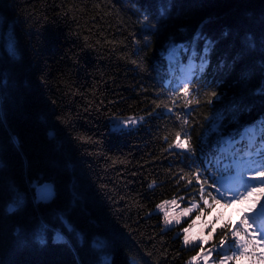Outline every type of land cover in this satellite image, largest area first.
<instances>
[{
	"label": "trees",
	"instance_id": "trees-1",
	"mask_svg": "<svg viewBox=\"0 0 264 264\" xmlns=\"http://www.w3.org/2000/svg\"><path fill=\"white\" fill-rule=\"evenodd\" d=\"M173 57L175 73L198 65L203 89L188 118L169 85ZM262 88L264 0H0V264H189L207 248L218 264L231 256L220 241L233 243L239 213L215 205L193 173L203 147L264 122ZM132 115L143 123L111 131L114 117ZM177 131L194 156L169 147ZM236 145L249 149L247 136ZM45 184L53 197L38 202ZM161 204L176 205L183 223L165 228ZM185 227L200 233L196 243L184 244ZM259 246L224 264H261Z\"/></svg>",
	"mask_w": 264,
	"mask_h": 264
},
{
	"label": "snow or ice",
	"instance_id": "snow-or-ice-1",
	"mask_svg": "<svg viewBox=\"0 0 264 264\" xmlns=\"http://www.w3.org/2000/svg\"><path fill=\"white\" fill-rule=\"evenodd\" d=\"M167 14V8L162 7L159 9L160 17H164ZM149 19L150 16L147 11L141 13V23L144 24L147 29L154 27V25L149 23ZM199 38L200 33L194 37V40H198ZM211 47L212 42L206 41L205 51ZM12 52L13 54H19L18 44L16 42L12 46ZM180 87L185 92V94L188 93L187 83H184ZM179 90L180 89H177L174 92V96L179 94ZM259 92L261 95H264V88L260 89ZM208 95L212 98H217V93L214 91ZM208 102L211 103L212 100L209 99ZM165 107L168 112L173 111L171 107H168L167 105H165ZM177 118L179 119L180 117L178 116ZM140 119L143 120V117ZM137 122L138 121L129 118V120L123 125H115L113 130L115 132H120L123 130V128L127 127L128 124H135ZM188 123L189 121L187 118H183V124L187 125ZM211 131L219 132V125H214ZM181 134V131H177L175 133V141L173 144H170L169 147H176L183 150L184 152H187L190 156H194L196 150L190 143V135L185 133V138L181 140ZM246 136L251 147L239 160H233L235 174L233 175L227 169H222L220 164H216L217 170L222 171V176L220 178H216L215 176L211 177L213 184L209 186L215 189L216 195H212L211 191L206 193L215 205H219L221 201H224V203L229 207H231L233 204H243L245 202H247L249 205V207L244 211V215L238 222V226H232L234 228L231 234L233 243H226L228 239L226 234L221 239V248L235 249V251L232 252L231 256L227 255L226 252L222 254L219 264H224L226 260H231L233 258L239 259L242 257H248L252 247L264 245V196H262L260 199L252 200V197L256 195L257 192L264 193V146H262L264 145V122H261L258 126L254 125L250 127L246 132ZM165 139H167V137H165ZM257 141H259V143H257ZM223 144L225 147H227L232 144V141L224 139ZM193 175H195L196 179L199 181L202 176V171H195ZM217 184H219V187H216ZM205 192V188L201 187V199H203ZM49 195H51L50 190H45L43 192L44 197ZM217 197H219V199ZM166 203L167 202H165V204ZM173 203L175 202L173 201ZM204 203L206 207H213V205L208 204L207 200H204ZM165 204H161L158 207L165 214V223L170 224L172 221L169 219V213L165 208ZM196 207H198V205H193L192 208L186 209L185 212H191L193 208ZM178 222L179 221H177V223ZM189 227H191V225ZM184 231L187 233L188 229H185ZM38 238L43 241L42 235ZM60 240H63L62 236H60ZM188 242L189 238L187 235H185V243ZM101 247H103V245H101ZM261 250L264 251V247H262ZM101 264H112V262L109 257L105 256L102 259ZM261 264H264V256L261 257Z\"/></svg>",
	"mask_w": 264,
	"mask_h": 264
},
{
	"label": "rangeland",
	"instance_id": "rangeland-1",
	"mask_svg": "<svg viewBox=\"0 0 264 264\" xmlns=\"http://www.w3.org/2000/svg\"><path fill=\"white\" fill-rule=\"evenodd\" d=\"M129 118L134 119L138 122L135 124H128L127 127L123 128V129L135 128V127L139 126L140 124H142L144 121V120L140 119L141 118L140 116H133V115L132 116L114 117L113 120L111 121V126H110L111 131H114L113 129H114L115 125H117V124L123 125L125 122H127L129 120ZM48 186H50V184H48ZM38 188L35 190L37 199H38ZM165 208L169 213V219L172 221L170 224L165 223V228L174 227L176 225H180L183 223V221L185 220V217L179 213V208H177L176 205H174V204L166 205ZM155 212L161 213L165 218L164 212L161 211V209L159 207H157ZM177 221H179V222L177 223ZM185 229H188V228L185 227L184 230ZM184 230H181L180 232H184V234L187 235L189 238V242L185 243V235H184V244L185 245H190V244L196 243L197 240L200 239V233L198 234V231L196 232L195 230L191 231L188 229V232L186 233ZM189 264H218V263L214 260V253H212V251L209 250V248H207V249H202L200 254L196 255L195 257H193L189 261Z\"/></svg>",
	"mask_w": 264,
	"mask_h": 264
},
{
	"label": "bare ground",
	"instance_id": "bare-ground-1",
	"mask_svg": "<svg viewBox=\"0 0 264 264\" xmlns=\"http://www.w3.org/2000/svg\"><path fill=\"white\" fill-rule=\"evenodd\" d=\"M45 190H50L51 191V195H49V196H43V192L45 191ZM53 195V188H52V186L50 185V186H47V184H45V185H43V186H41V187H39L38 188V199L39 200H44V199H47V198H50L51 196ZM58 235H62V233L60 232Z\"/></svg>",
	"mask_w": 264,
	"mask_h": 264
},
{
	"label": "water",
	"instance_id": "water-1",
	"mask_svg": "<svg viewBox=\"0 0 264 264\" xmlns=\"http://www.w3.org/2000/svg\"><path fill=\"white\" fill-rule=\"evenodd\" d=\"M47 186H48V184H47ZM52 196H53V195H52ZM52 196H51V197H52ZM49 199H50V198H47V199H44V200H39V199H37V201H38V202H41V201H47V200H49ZM59 239H60V237L57 236V240H59Z\"/></svg>",
	"mask_w": 264,
	"mask_h": 264
}]
</instances>
